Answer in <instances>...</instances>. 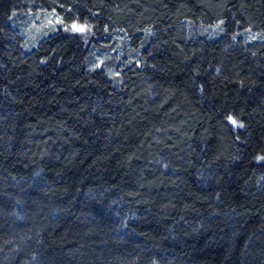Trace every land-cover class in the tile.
<instances>
[{
    "label": "trees",
    "instance_id": "1",
    "mask_svg": "<svg viewBox=\"0 0 264 264\" xmlns=\"http://www.w3.org/2000/svg\"><path fill=\"white\" fill-rule=\"evenodd\" d=\"M0 264H264V0H0Z\"/></svg>",
    "mask_w": 264,
    "mask_h": 264
},
{
    "label": "rangeland",
    "instance_id": "2",
    "mask_svg": "<svg viewBox=\"0 0 264 264\" xmlns=\"http://www.w3.org/2000/svg\"><path fill=\"white\" fill-rule=\"evenodd\" d=\"M62 14L56 9H47L43 6L28 7L17 10L13 15V23L17 31L22 35L24 47L31 49L36 46L41 38L56 31L59 26L65 25ZM220 23H214L208 28L212 32L220 31ZM88 25L76 23L73 27L77 30H87ZM110 29L107 34H100L98 40L91 45L89 60L92 67H103L108 75L117 79L119 63L128 61L130 48L127 36ZM249 40H257L260 34L250 27L242 32ZM125 58V59H124Z\"/></svg>",
    "mask_w": 264,
    "mask_h": 264
},
{
    "label": "snow or ice",
    "instance_id": "3",
    "mask_svg": "<svg viewBox=\"0 0 264 264\" xmlns=\"http://www.w3.org/2000/svg\"><path fill=\"white\" fill-rule=\"evenodd\" d=\"M229 119L232 120L231 117H229ZM232 123H233V124H236V121H235V120H232ZM241 126H242V125H241Z\"/></svg>",
    "mask_w": 264,
    "mask_h": 264
}]
</instances>
